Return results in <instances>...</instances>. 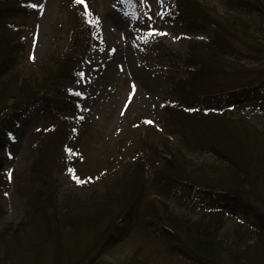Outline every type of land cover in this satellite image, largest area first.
Here are the masks:
<instances>
[{
	"label": "trees",
	"instance_id": "obj_1",
	"mask_svg": "<svg viewBox=\"0 0 264 264\" xmlns=\"http://www.w3.org/2000/svg\"><path fill=\"white\" fill-rule=\"evenodd\" d=\"M170 1L175 20L194 33L209 27L211 36L188 38L162 106L166 137L138 148L127 161L132 169L117 176L113 168L102 191L81 199L60 193L50 144L66 138L74 119L81 97L62 87L79 78L97 25L75 18L54 64L24 70L18 19L30 12L28 2L0 0V154L38 106L55 121L18 188L16 222L2 204L9 179L0 156V264H103L140 233L188 264H264V0H223V11L201 0ZM115 264L146 263L138 247Z\"/></svg>",
	"mask_w": 264,
	"mask_h": 264
},
{
	"label": "rangeland",
	"instance_id": "obj_2",
	"mask_svg": "<svg viewBox=\"0 0 264 264\" xmlns=\"http://www.w3.org/2000/svg\"><path fill=\"white\" fill-rule=\"evenodd\" d=\"M201 1L217 4L224 10L223 0ZM27 2L30 12L18 19L25 27L21 60L24 70L54 64L69 45L75 18L80 22L84 19L95 22L99 18L96 23L98 41L91 42V52L82 57L77 66L79 74L84 75L62 87L64 91L81 94L74 103V119L67 122L66 138L62 140L55 135L50 144L56 151L52 162L60 165L53 169L60 193H76L81 199L88 198L93 188L102 191L105 185L101 179L106 173L109 176L115 169L119 176L124 166L132 169L127 161L131 162L138 148L146 149L166 137L160 129L162 106L170 98L174 80L180 74L178 65L188 38L196 35L208 39L210 28L204 27L197 33L189 31L173 17L170 0L163 3L159 0H84L80 4L75 0ZM32 4H42L43 10L31 7ZM85 5L91 17L85 16ZM146 12L151 20L144 15ZM158 13H163V19ZM149 24L168 35L153 36L145 43L143 37ZM77 114L81 117L78 121ZM46 115L42 105L27 115L12 130L8 149L0 154L9 179L2 204L12 222L21 214L18 188L23 186L28 166L45 142L47 126L55 124ZM54 166L57 165L54 163ZM244 218L240 215L230 221L234 223ZM249 221L253 224L254 219L249 217ZM140 234L108 254L104 263L115 264L139 247L146 264H188L167 251L163 243Z\"/></svg>",
	"mask_w": 264,
	"mask_h": 264
},
{
	"label": "snow or ice",
	"instance_id": "obj_3",
	"mask_svg": "<svg viewBox=\"0 0 264 264\" xmlns=\"http://www.w3.org/2000/svg\"><path fill=\"white\" fill-rule=\"evenodd\" d=\"M76 3L80 4V3H84V0H75ZM164 0H159V3H163ZM31 7L33 8H36V7H39L41 10H43V5H36V4H32ZM145 16H148V13H144ZM157 15H159L161 17V19H163V13H158ZM85 16L86 17H91V13L88 11L87 9V6L85 5ZM148 19L151 20V16H148ZM94 21H92L91 19H89V23H93ZM99 22V18L97 17L96 20H95V23H98ZM165 35H168L167 32H163V31H160L159 29H156V28H153L151 26V24H149L148 26V30L145 34V37H143L145 39V43L148 42V39L153 37V36H165ZM176 37H174L175 39ZM113 51H115L113 49ZM80 76H83L84 74L83 73H80L79 74ZM135 87V85H133V88ZM71 91V90H70ZM77 95H81L80 93H76ZM149 123H151V121H149ZM68 151H71V149H69ZM71 171V170H70Z\"/></svg>",
	"mask_w": 264,
	"mask_h": 264
}]
</instances>
